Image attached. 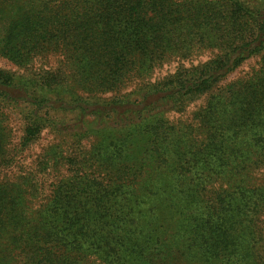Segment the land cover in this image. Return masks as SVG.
<instances>
[{"label":"trees","instance_id":"trees-1","mask_svg":"<svg viewBox=\"0 0 264 264\" xmlns=\"http://www.w3.org/2000/svg\"><path fill=\"white\" fill-rule=\"evenodd\" d=\"M0 59V264H264V0H0Z\"/></svg>","mask_w":264,"mask_h":264},{"label":"rangeland","instance_id":"rangeland-1","mask_svg":"<svg viewBox=\"0 0 264 264\" xmlns=\"http://www.w3.org/2000/svg\"><path fill=\"white\" fill-rule=\"evenodd\" d=\"M208 56L205 54L204 56H200L197 59L193 60V64L196 62H201L204 61ZM253 65V61H248L246 63H244L236 72H234L229 78L232 79H236L238 77L244 76L246 73L250 72L251 70V66ZM175 64H168V66H164L161 69L157 70V74L158 75H163L164 73H166L165 71H170L172 69V67H174ZM0 67L3 68H12L11 65H9L7 62H5L4 60L0 59ZM204 99H199L197 102L191 104L187 110V112L182 115H169V118H171V120H173V122H175V120L180 119L182 121H186L189 118V114H191L193 111H195L197 109V107H199L200 105H202ZM46 142V141H45ZM44 143V142H43ZM259 173L254 174L251 179V182L254 183V179H256L257 181H259L257 178L259 177ZM182 263V259L181 257L178 255V253H173L170 252V250L168 248H164V247H160L158 248V252L155 251L153 253V255L149 256L146 259L145 264H181Z\"/></svg>","mask_w":264,"mask_h":264}]
</instances>
